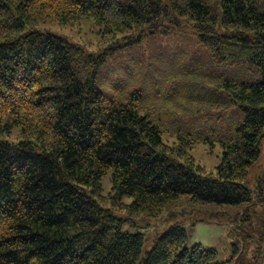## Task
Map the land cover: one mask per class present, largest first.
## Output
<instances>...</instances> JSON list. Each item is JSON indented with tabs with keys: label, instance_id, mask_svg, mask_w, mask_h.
Returning a JSON list of instances; mask_svg holds the SVG:
<instances>
[{
	"label": "trees",
	"instance_id": "16d2710c",
	"mask_svg": "<svg viewBox=\"0 0 264 264\" xmlns=\"http://www.w3.org/2000/svg\"><path fill=\"white\" fill-rule=\"evenodd\" d=\"M83 16L106 35L125 34L112 50L188 23L216 64L257 66L261 80L219 85L242 117L219 140L215 174L189 153L192 133L165 142L159 119L141 112L140 93L107 99L97 76L108 52L35 28ZM16 128L19 142L3 138ZM263 139L264 0H0V264H243L238 247L225 261L216 249L187 247L178 224L142 257L145 234L122 231L123 219L95 193L111 172L117 195L133 198L119 202L129 214H157L183 197L243 208Z\"/></svg>",
	"mask_w": 264,
	"mask_h": 264
},
{
	"label": "rangeland",
	"instance_id": "374dc122",
	"mask_svg": "<svg viewBox=\"0 0 264 264\" xmlns=\"http://www.w3.org/2000/svg\"><path fill=\"white\" fill-rule=\"evenodd\" d=\"M35 28L64 37L95 55L108 52L97 76L107 99L125 102L140 93L141 112L159 119L165 142L174 144L179 133H192L196 140L189 153L206 172L214 174L224 150L219 140L227 137L233 123L242 117L240 108L228 106L227 93L219 85L227 78L251 82L262 79L257 66L248 61L234 66L216 64L188 23L170 33H158L141 43L113 50L110 48L123 43L125 34L106 35L103 27L88 16L68 24L47 20ZM3 138L17 143L20 132L16 128ZM110 176L111 172L96 188L95 197L123 219L122 231L145 234L142 257L156 237L178 224L189 233V248L202 244L206 249H216L219 260L225 261L238 247L243 264H264V139L260 158L245 180L252 190V203L243 208L200 206L183 197L157 214H129L119 202L123 198L131 203L133 198L118 196ZM88 243L90 240L84 246Z\"/></svg>",
	"mask_w": 264,
	"mask_h": 264
}]
</instances>
